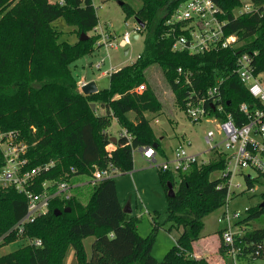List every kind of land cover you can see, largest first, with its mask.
Returning <instances> with one entry per match:
<instances>
[{"label":"trees","instance_id":"16d2710c","mask_svg":"<svg viewBox=\"0 0 264 264\" xmlns=\"http://www.w3.org/2000/svg\"><path fill=\"white\" fill-rule=\"evenodd\" d=\"M182 0H142L134 11L121 3L127 16L134 14L144 23V47L136 59L108 76V86L95 93L84 94L71 70V63L78 57L93 51L95 39L92 29L98 23L96 10L89 0H0V130L16 131L26 144L27 163L30 168L52 161L54 164L36 176L37 184L30 187L40 191L44 179H78L90 176L95 167L112 162L121 172L133 167L132 151L137 146H153L159 149L145 112H158L162 103L145 78L144 70L157 63L184 111L186 100L193 96V89L203 91L219 77L222 103L237 122H244L239 111L240 103L250 108L260 106L234 72L239 51L253 52L252 66L256 73H264V10L233 16V9L241 0H214L221 8V17L227 20L225 32L236 33L241 41L240 49L219 48L202 53H189L172 49L174 35L182 31L171 30L165 20ZM260 4L262 0H253ZM62 17L75 26L77 32H91L87 39L74 42L61 39L62 31L53 22ZM97 36V37H96ZM102 45L97 43L96 46ZM190 72L189 82L177 68ZM144 85L137 91L136 87ZM99 102L104 112L97 114L91 103ZM132 111L134 118L128 117ZM115 117L122 129L113 143L107 128ZM162 151V150H161ZM0 148V169L3 165ZM225 161L214 155L207 163L192 164L178 173V187L174 195H168L174 182L169 170L159 168V177L166 190L168 219L182 225L176 244L167 252L161 263L208 264L191 254L192 243L201 235L203 217L221 207L226 201L228 177L223 175ZM219 175L211 177L213 172ZM264 174L245 175L251 189ZM39 183V185H38ZM85 185L76 187L69 199L53 198L48 211L24 225L22 236L27 242L17 249L1 254L0 264H63L68 249L73 248L77 264H161L152 255V233L142 236L136 229V218L127 217L118 199L115 180L108 178L92 187V192L82 203L79 195ZM242 192V191H241ZM235 195V194H234ZM264 202V191L261 192ZM261 202L247 207L246 214L237 225H247L236 236L241 249L237 256L251 253L264 255V226L249 228L251 221L264 217ZM69 207V211H63ZM26 196L15 186H0V245L20 238L9 229L25 214ZM54 209L62 212L58 215ZM93 235L91 252L86 255L82 239ZM40 239V245L29 242ZM218 251L226 252L222 244ZM225 260L234 263L228 255Z\"/></svg>","mask_w":264,"mask_h":264},{"label":"built area","instance_id":"2783aa9c","mask_svg":"<svg viewBox=\"0 0 264 264\" xmlns=\"http://www.w3.org/2000/svg\"><path fill=\"white\" fill-rule=\"evenodd\" d=\"M52 2L63 3L64 0H50ZM84 1V0H82ZM91 6L96 10L101 7L103 0H89ZM237 17L241 13H258L264 10V0L260 4L253 0H241V5ZM234 10V9H233ZM221 8L214 0H182L172 13L167 17L165 23L170 25L172 31L178 27L182 32L174 35L172 49L177 51H187L189 53H202L208 50L219 48L240 49L241 41L236 33H226L224 27L227 20L221 17ZM139 28V27H137ZM92 33L98 36L97 43L108 44L117 47L125 46L129 43V33L125 32L120 42L112 43L111 39L101 24L93 27ZM256 51H239L235 60L234 72L239 80L246 86L248 92L254 97L260 106L250 108L246 103H240L239 111L245 116L244 122H237L231 112L225 110L222 103L221 85L223 77L215 80L214 84L208 86L203 91L193 89V96H189L185 103L184 112L188 118L199 121L206 118L216 121L215 129H208L204 134V142L207 149L203 152L221 155L225 161L223 175L228 178V189L226 201L221 206V211L217 216V221L221 225L220 232L223 243L226 247L228 257L234 260L241 249L240 242L236 243V236L242 232L235 230L234 225L241 219L238 211L230 210L228 201L235 193L232 189V178L246 168L254 169L257 173L264 174V73H256L252 66L253 56ZM101 63L96 64L100 68ZM110 71H104L110 73ZM179 74H185V80L189 82L190 72L177 68ZM82 82L78 83L79 89ZM144 88L143 84L136 87L137 91ZM121 134H130L126 129H122ZM18 132L0 130V148L2 151L3 165L0 169V186L14 185L23 193L27 199L25 214L9 229L14 230L18 236H22L24 225L32 222L37 216L48 211L50 201L55 197L64 200L69 199L74 192V188L90 183L95 186L99 181L114 178L121 170L112 162L104 167H95L87 181L73 180L72 177L66 179H44L40 184V191L36 192L30 188L37 184L36 176L48 170L54 163L46 162L30 168H24L27 163L26 144L21 140H16ZM223 147L221 149L220 147ZM142 156L149 161L155 159L156 150L153 146H139ZM211 157H202L201 152H189L180 146L175 149L172 158L160 163L162 170H170L173 166L175 172L187 170L192 164L207 163ZM250 175V174H249ZM39 185V183H38ZM235 186H238L235 185ZM252 189V188H251ZM247 210V208H246ZM147 211V210H145ZM234 223V225H233ZM2 237H0L1 241ZM29 242L40 245V239H29Z\"/></svg>","mask_w":264,"mask_h":264},{"label":"rangeland","instance_id":"374dc122","mask_svg":"<svg viewBox=\"0 0 264 264\" xmlns=\"http://www.w3.org/2000/svg\"><path fill=\"white\" fill-rule=\"evenodd\" d=\"M119 1L129 5L134 11L138 10L142 5V0H103L101 7L96 9L97 24H101L104 27L112 43L120 42L123 34L128 32L129 43H126L123 47L121 45L114 47L108 44L96 46V41L98 40L96 36L93 51L78 57L70 65L72 73L77 80L92 79L100 89L107 87L109 83V73L102 75V71L116 70L134 61L144 47V31L138 32L139 28L137 27L139 26L135 15L127 16ZM239 10L235 8L233 10L234 14H238ZM53 24L58 30L62 31L60 38L68 42H74L80 35L76 27L68 25L62 17L57 18ZM90 33L87 32L86 34L90 36ZM134 34H138V37L134 38ZM126 48L127 51H125ZM97 63H101L100 68H96ZM144 75L162 103L160 111L155 113L145 112L153 132L159 140L160 147L156 152L155 159L151 161L142 156L139 146L134 148L132 151V169L117 174L114 180L117 196L122 207L128 205L127 208H130V211L126 213L127 217L136 218L137 232L142 236H146L152 233L155 225L157 226L153 232L151 253L161 263L170 248L176 244L182 232V225H176L168 219V201L165 187L159 177V164L172 158L175 149L180 146L189 152H201L202 157H214L215 154L203 151L207 149V145L204 142V134L208 129L216 128V121L202 118L193 122V120L188 118L176 103L174 94L163 75L161 67L157 63L149 65L144 70ZM103 111L100 103L97 102L95 104V112L101 114ZM127 115L131 119L134 118L132 111L128 112ZM107 132L114 137H117L122 132V128L115 117H112ZM220 148L223 149L222 146ZM169 171L174 175V182L171 188L175 191L178 187V173L175 172L173 166H171ZM247 174L252 177L257 176V172L251 168H246L242 173L234 175L231 188L235 190V195L233 194L228 201L230 210L238 211L241 217L246 214L247 207L255 206L261 202V192L264 191V184L259 183V181L254 183L252 189L245 190L247 187L245 175ZM218 175L219 171H216L211 174V177ZM77 178L76 180L79 181L88 180L85 175H79ZM259 180L264 181V177H260ZM237 184L238 186H235ZM92 187L90 183L85 185L79 195V200L82 203H86L88 200ZM220 211L221 207H218L203 217L204 226L200 237L192 243L191 254L194 255V251L197 249L203 250L199 257H195V255L193 257L202 258L205 262L208 258H226L227 252L221 254L217 250L220 245H224L220 232L221 225L216 219ZM246 226L234 225L233 227L243 233L247 228ZM260 226H264V217H261L259 221L253 220L248 225L251 229ZM93 239V235H88L82 239L84 250L88 257L91 252ZM26 242L27 239L20 237L4 243L0 245V255L13 251ZM224 261L226 264H232L227 260ZM63 264H77L73 248L68 249ZM233 264H264V255L254 257L251 253H245L244 255L235 256Z\"/></svg>","mask_w":264,"mask_h":264},{"label":"water","instance_id":"95a60500","mask_svg":"<svg viewBox=\"0 0 264 264\" xmlns=\"http://www.w3.org/2000/svg\"><path fill=\"white\" fill-rule=\"evenodd\" d=\"M119 3L121 4L122 1H119ZM135 19H136V21H137V24H138L139 28H143V27H144V23H143L142 21H140L138 18H135ZM133 37H134V38H137V37H138V34H134ZM87 38H88V35L85 34L84 32H81L79 39H80V40H84V39H87ZM125 51H127V49H125ZM80 91H81L82 93H84V94H91V93H95V92H97L98 89H97V86H96V84H95V81L90 80V81L85 82V83L81 86ZM91 108H92V109L95 108V103H91ZM110 140H111L113 143H115V141L117 140V137L111 136V137H110ZM156 146H157L156 143H154V144H153V147L156 148ZM168 195H170V196H173V195H174V191H173V189H172L171 187H170V189H169ZM261 205H264V202H261ZM127 206H128V205L122 207V210H123L124 213H127L128 211H130V208H127ZM69 210H70L69 207H66V208L63 209V211H69ZM61 212H62V211H61L60 209H54V211H53V213H54L55 215H58V214H60ZM161 264H165V263H161Z\"/></svg>","mask_w":264,"mask_h":264},{"label":"crops","instance_id":"0c3cea01","mask_svg":"<svg viewBox=\"0 0 264 264\" xmlns=\"http://www.w3.org/2000/svg\"><path fill=\"white\" fill-rule=\"evenodd\" d=\"M127 49V48H126ZM101 74L102 75H105V74H107V73H105L104 71H102L101 72ZM90 80H92V79H79V80H77V82L79 83L80 81L84 84L85 82H87V81H90ZM82 84V85H83ZM95 84H96V82H95ZM96 86H97V84H96ZM97 89L99 90L100 88H98L97 87ZM104 110V109H103ZM104 112V111H103ZM75 189V188H74ZM218 247V246H217ZM202 250L203 249H197V250H195L194 251V255H195V257H199L201 254H202ZM217 250H218V248H217ZM194 255H192V256H194ZM221 258H223V259H221ZM218 257V258H208V260L206 261L208 264H226L225 263V259H224V257Z\"/></svg>","mask_w":264,"mask_h":264}]
</instances>
